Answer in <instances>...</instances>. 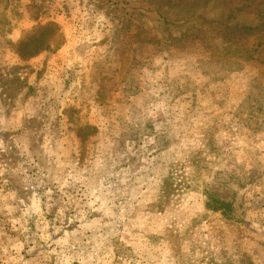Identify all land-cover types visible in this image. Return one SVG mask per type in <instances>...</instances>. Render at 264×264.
<instances>
[{
	"label": "rangeland",
	"instance_id": "rangeland-1",
	"mask_svg": "<svg viewBox=\"0 0 264 264\" xmlns=\"http://www.w3.org/2000/svg\"><path fill=\"white\" fill-rule=\"evenodd\" d=\"M0 264H264V0H0Z\"/></svg>",
	"mask_w": 264,
	"mask_h": 264
},
{
	"label": "trees",
	"instance_id": "trees-1",
	"mask_svg": "<svg viewBox=\"0 0 264 264\" xmlns=\"http://www.w3.org/2000/svg\"><path fill=\"white\" fill-rule=\"evenodd\" d=\"M217 203H218V206H211L210 204H208V207H213L214 208V210H220V209H222V208H228V209H230V204L229 203H225V202H222V201H220V200H218L217 201Z\"/></svg>",
	"mask_w": 264,
	"mask_h": 264
}]
</instances>
